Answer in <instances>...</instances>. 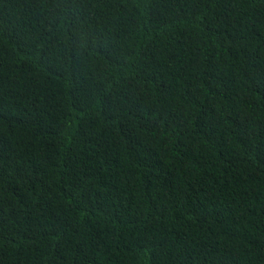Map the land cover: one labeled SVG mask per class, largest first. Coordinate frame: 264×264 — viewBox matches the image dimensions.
<instances>
[{"label": "trees", "instance_id": "trees-1", "mask_svg": "<svg viewBox=\"0 0 264 264\" xmlns=\"http://www.w3.org/2000/svg\"><path fill=\"white\" fill-rule=\"evenodd\" d=\"M0 264H264V0H0Z\"/></svg>", "mask_w": 264, "mask_h": 264}]
</instances>
